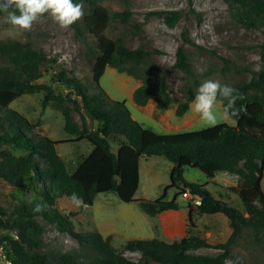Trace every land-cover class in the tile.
Here are the masks:
<instances>
[{"label": "trees", "instance_id": "obj_1", "mask_svg": "<svg viewBox=\"0 0 264 264\" xmlns=\"http://www.w3.org/2000/svg\"><path fill=\"white\" fill-rule=\"evenodd\" d=\"M98 1L73 0L74 3L89 4L82 26L96 39V49L91 50L95 56L92 81L97 91L94 93H90L88 86L79 80L67 76L64 69L57 76L67 85L69 92L58 93L52 85L39 83L42 68L55 59L29 42L0 40V178L22 191L33 190L42 198L33 203L22 201L10 214L0 207V230L4 231L0 233V246L4 247L6 259L10 264H78L71 252L45 248L42 219L76 237L89 255L86 264H229L228 259L244 264L232 251L244 232L249 230L264 243V193L261 189L264 172V41L259 44L261 69L254 72L250 80L232 87L244 97L236 101L235 108L239 113L231 118L235 121L234 126L220 123L200 130L159 134L143 127L124 102L110 98L99 85L105 68L110 66L141 81L133 93L137 105H146L154 99L157 106L164 109L173 101L166 76L151 68L149 52L145 48L126 47L120 38L111 39L104 34L114 20L128 23L130 12L108 11L98 5ZM225 1L236 11L244 26H264V0ZM150 14L163 18L169 27L181 19L177 10L151 11ZM73 26L82 32L78 21ZM183 38L184 43L194 44L185 33ZM199 48L205 50L202 46ZM154 52L159 53L158 50ZM172 68L182 71L187 78L183 86L185 98L176 108V115L183 117L202 83L185 44L178 46ZM39 91L45 93L43 107L53 104L61 111L64 130L73 136L71 141L87 140L93 146L73 172L67 169L57 152V144L62 141L38 133L36 123L9 106L20 96ZM226 105V101L222 103L223 110ZM74 111L80 113L82 125L76 121ZM82 112L96 122L94 129L88 128ZM111 143L118 147L116 151ZM8 147L23 150L26 154L14 155L7 150ZM144 156H164L175 164L170 173V185L165 188L163 196L168 188L179 184L177 194L189 192L192 198L200 199L195 207L188 205L189 223L193 213H221L227 217L232 232L225 242L213 246L220 250L219 253H195L197 249L212 245L191 234L172 242L158 238L129 240L125 249L140 253L139 259L133 260L115 249L110 235L104 236L97 230L75 232L69 219L74 213H63L54 206L58 198H69L74 192L86 205H92L97 194L106 192L116 193L123 202L133 201L139 185V161ZM186 166L199 169L209 179L217 172L238 176L237 184L230 190L242 200L244 210L215 197L204 184L185 179ZM35 203L42 204L44 211L34 213ZM140 206L152 217L178 208L175 198L166 201L163 197L142 199Z\"/></svg>", "mask_w": 264, "mask_h": 264}, {"label": "rangeland", "instance_id": "obj_2", "mask_svg": "<svg viewBox=\"0 0 264 264\" xmlns=\"http://www.w3.org/2000/svg\"><path fill=\"white\" fill-rule=\"evenodd\" d=\"M82 4L84 15L78 20L82 27L81 33L73 25L68 29H61L45 14L33 24L31 30L17 36L12 26L7 23V13L0 15V40L16 39L20 42H29L34 48L44 51L48 57L55 59V62L42 68V76L38 82L52 85L58 93L70 91L57 76L62 69L67 76L74 77L88 86L90 93L97 91L92 81L95 56L91 52L96 49V39L83 29L82 21L88 13L89 4L83 2ZM98 5L108 11L130 12L128 23L118 19L112 21L104 32L105 36L111 39L120 38L121 43L129 48L140 46L145 48L149 52L151 68L159 75L166 76L173 101L168 108L162 109L157 106L153 115L163 128L158 127L154 121L147 120L141 123L142 119L140 120L133 107H137L134 100L132 101L129 95L127 96V92H124L128 85L123 84L116 69L108 66L100 78L99 85L110 98L124 102L130 112L139 118L137 120L143 127L159 134L194 131L208 127L193 111L192 104L183 117L176 115L178 103L185 98L183 86L187 79L185 73L172 68L179 45L185 44L194 71L202 83L212 79L233 87L237 83L250 80L253 73L261 69L259 44L264 41V26L255 28L244 26L238 20L236 11L231 9L225 0H99ZM159 10H177L181 13V19L173 27H169L163 18L150 14L151 11ZM183 33L194 44L184 43ZM199 46L204 47L205 50L200 49ZM154 50H158L159 53H155ZM44 94L43 91L24 94L9 106L36 123L38 133L62 141L57 144V152L64 159L67 169L73 172L82 157L91 152L93 146L87 140L71 141L73 136L64 130V117L61 111L53 104L43 107ZM215 110L219 117L218 124L235 125L233 119L224 118L222 104L217 105ZM82 113L88 128L94 129L96 122L86 112ZM73 115L82 125L80 113L74 111ZM111 145L115 151L116 144L111 143ZM7 150L17 156L26 154L25 151L14 147H8ZM174 165L164 156L142 157L139 163V185L131 202H123L116 193L106 192L97 194L92 205L83 203L82 206L76 207L68 197L63 196L56 200L54 206L63 213H74L69 219L75 232L86 233L97 230L104 236L110 235L115 249L133 260H138L140 253L125 249L129 240L158 238L172 242L191 234L206 239L212 245L197 249L195 253L217 254L220 250L213 246L225 242L232 232L229 221L221 213L213 215L193 213L191 222H188V205L195 207L196 198H192L191 194H177L179 184L168 188L163 196L165 188L170 185V173ZM184 177L189 181L204 184L215 197L222 198L240 211L244 210L242 200L230 190V187L237 184L238 176L217 172L212 179H209L199 169L186 166ZM261 189L264 193V172ZM161 197L166 201L175 198L178 206L176 211L152 217L142 210L140 200H156ZM29 200L41 201L42 198L33 190L22 191L0 178L1 208L6 209L10 214L20 202H29ZM40 221L44 227L42 237L45 248L71 252L75 254L78 264L88 262V253L73 234L53 224L45 223L42 219ZM0 233L4 231L0 230ZM232 251L244 264H264V243L257 240L249 230L237 240ZM5 255L3 247L0 249V264H3ZM227 261L229 264H236L233 259ZM52 264L59 263L52 262Z\"/></svg>", "mask_w": 264, "mask_h": 264}, {"label": "clouds", "instance_id": "obj_3", "mask_svg": "<svg viewBox=\"0 0 264 264\" xmlns=\"http://www.w3.org/2000/svg\"><path fill=\"white\" fill-rule=\"evenodd\" d=\"M0 12L7 13V23L12 26L17 36L31 30L33 24L45 14L61 29H68L84 15L83 4L74 3L73 0H0ZM243 98V94L231 86L221 84L218 80L207 79L196 90L192 109L206 126L214 127L219 123L215 110L217 105L226 101L223 116L231 119L239 113L235 108L236 101ZM69 199L76 207L83 204L82 198L75 192ZM29 203L33 201L29 200ZM32 210L34 213H41L44 207L40 203H35Z\"/></svg>", "mask_w": 264, "mask_h": 264}, {"label": "crops", "instance_id": "obj_4", "mask_svg": "<svg viewBox=\"0 0 264 264\" xmlns=\"http://www.w3.org/2000/svg\"><path fill=\"white\" fill-rule=\"evenodd\" d=\"M108 67V66H107ZM106 67V68H107ZM105 68V70H106ZM115 69V68H114ZM117 70V69H116ZM118 71V70H117ZM119 72V71H118ZM119 73H122V72H119ZM117 73L119 76H121L122 80H123V84L125 85H128V87H126L125 91L124 92H127V96L129 95V98L133 101V93H134V90L139 87L141 85V82L134 78L133 76H130L126 73H122V74H126V75H121ZM116 75V74H115ZM128 75V76H127ZM134 102V101H133ZM134 104L137 106H133L136 113L140 116V120H141V123H143L142 121H154L158 127L160 128H163V126L161 125V123L159 121H157L153 115H154V110L156 109L157 110V103L155 102L154 99H150L149 102L146 104V105H143V106H139L137 105L135 102ZM131 115L133 116L134 119H139L137 118L134 114L131 113ZM138 121V120H137ZM140 123V122H139ZM140 123V124H141ZM142 125V124H141ZM165 129V128H164ZM170 134V133H168ZM118 147H116L115 151L117 150ZM142 158V157H141ZM140 158V159H141ZM140 163V161H139ZM223 173H228V172H223ZM186 195H189V193H187ZM176 210H168V211H165L163 213H168L170 214L171 212H175ZM161 213V214H163ZM161 214H158L157 216L161 215ZM173 214V213H172ZM184 217V216H182Z\"/></svg>", "mask_w": 264, "mask_h": 264}, {"label": "built area", "instance_id": "obj_5", "mask_svg": "<svg viewBox=\"0 0 264 264\" xmlns=\"http://www.w3.org/2000/svg\"><path fill=\"white\" fill-rule=\"evenodd\" d=\"M187 193H185L186 195ZM192 196V195H191ZM200 203V199L199 198H196V204H199ZM3 247L0 246V249H2ZM3 264H10L9 261L6 259V255L4 256V260H3Z\"/></svg>", "mask_w": 264, "mask_h": 264}]
</instances>
